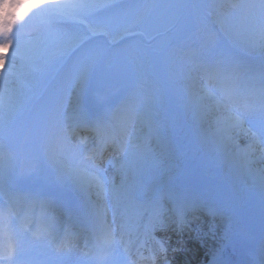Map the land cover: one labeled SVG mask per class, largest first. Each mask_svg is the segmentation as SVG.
I'll use <instances>...</instances> for the list:
<instances>
[{"label": "bare ground", "instance_id": "obj_1", "mask_svg": "<svg viewBox=\"0 0 264 264\" xmlns=\"http://www.w3.org/2000/svg\"><path fill=\"white\" fill-rule=\"evenodd\" d=\"M66 1H68V0H66ZM76 1L77 0H75V2ZM87 1L88 0H80L79 4H82V6L83 5L87 6L88 5ZM114 2H115V0H108L106 2L98 1L95 3L94 7H90L89 9L82 7L81 14L84 17L91 18L92 14L97 9L103 8V12H104L105 16H103V17H94L93 16L92 17L93 22H95V23L105 22L106 16H110L109 22L111 24L117 25V21L115 19H112V17H117V15L121 13V10L119 8H115L113 10H110L108 8V6ZM69 3L72 4L73 2L69 1ZM89 3L92 4L93 2H89ZM0 5H2V4H0ZM5 5H6V3H5ZM5 5L3 7V10L5 8ZM65 5L69 6L67 2H65ZM105 7H107V8H105ZM210 7H212V6L210 5ZM72 8L73 7H71V9ZM154 9H155V4L153 2H146L141 9H136L134 11V16L136 18H138L139 20H143L146 17H148L153 12ZM211 10L214 14H216V10L214 8L213 9L211 8ZM113 13L115 14V16L112 15ZM242 18H248V17H247V15L243 14ZM237 20H239L238 17H237ZM250 22H251V20L249 21V23ZM260 22H261V19H259L257 21L256 20L252 21L250 27H255V26L257 27V26L262 24ZM46 38H49V37H45L41 34H36V35L30 36V38H26V39H22V40L17 39L13 44H11L9 46V48L13 47V49H15V50H20V52L19 51L18 52L20 54V57L23 59H27V60L38 59L40 66L47 65V62H55L56 60H58L60 57V52L67 50L68 45L65 43L62 45H56V43L58 41H61V39L60 38H50V40L55 44V46L53 47V50L46 49V51L44 52L45 49H43L39 52H34L37 48L36 45L38 44V42L39 41L43 42L46 40ZM235 40H238V39H235ZM24 41H25L24 45H21ZM16 43H20L21 46L16 45ZM30 45H33V48H30L29 47ZM240 45L245 48L247 54H252V55H256V56L264 54V30H261L260 32H257V34H254L252 39L246 38L245 40H242L240 42ZM61 57H63V54L61 55ZM0 60H1L0 63L2 64L1 67H4L5 65L8 66V61L5 58H4V60H2V59H0ZM1 67H0V73L2 72ZM30 67H33V66H31L28 63H23L21 61H17L15 66L12 65V70L16 73L23 74L25 72H32L33 70H31ZM126 73H129V71H126ZM32 79H33V75L31 73V77L29 80H32ZM0 80H3L2 77ZM5 83H6V80H5ZM80 84L81 83H79L78 85H80ZM216 86H218L217 82H216ZM77 100L78 99H77L76 95H74L70 100L64 101L63 104L68 103L67 105L70 104V106H72L75 102H77ZM16 103H17V96L12 91V89L10 87H8L7 85H3L2 87L0 86V109H1V111L2 112L7 111L10 106H14ZM259 103H258V105H259ZM227 105L230 106L232 109H234V107H232V104H230L229 102L227 103ZM231 112H233V111H231ZM235 114H237V113H235ZM231 117H232V120L236 119L233 116H231ZM240 121H241V119H240ZM259 123H261L262 128H264V118L263 117H261V122H259ZM242 124H243V121L240 122L241 126H242ZM217 129H219V128L214 127V130H213L210 127L198 126L197 132H198V134L205 136V135H209V134L213 133V131H215ZM124 135H126V134H124ZM215 140H217V139H215V137L211 134V135L205 137V139H203L202 141H200L199 147H198L199 153L206 154L208 152V148H211L212 145L215 144V142H216ZM231 144L232 143L229 141L222 144V149H220L219 152L224 153L223 159L220 160L219 162H215L216 165H214V167H211L212 172L209 171L210 176H213L214 180L216 182H218L219 178H218V175L216 173H220V171L225 170L224 172H225V176L227 178L226 184H221L220 186H217V187H219V190L223 191L224 194H227V192H228V194H227L226 198H224L222 200V204L218 205V207H222L223 204L226 203V201H227L226 199H230V202L227 203V208L232 207V205H233L232 201H233V199H235V195H233V194L231 195V194H229V192L230 191L232 192L235 188H239V189H237L236 196H238L237 198H241L242 201H244V198L241 197V194L243 192L252 194L253 192H255V188L258 185L264 188V155L263 154L258 155L257 150L254 147H249V146L243 145L242 148L237 150V149H233ZM194 146H196V145H194ZM254 158H257V161H259V162H252L251 160H253ZM230 167L232 168L231 174L228 172ZM74 173H75V177H74V180H72L70 182L71 185H74L76 187L78 181H87V183H91V192H97L98 200L101 202H104L103 198L106 196L105 195V188L106 187L103 183L98 182V179L92 178L95 174H97V172L96 173H90V172H88L87 167L82 165V167L77 169ZM140 178H142L141 174L138 176V179H140ZM103 181H104V179H103ZM232 181H236L235 185H231L233 187L230 186V183H232ZM175 183H177V182H175ZM241 185H243V188H241ZM124 187H126V183H124L120 187L112 186L109 194L107 195V197L112 196V197H115L117 199L116 207H117L119 213H121L123 210V209L122 210L119 209V205L122 203V200H121L120 194L118 192L115 193L114 191H116L117 189H120V188H124ZM239 190H240L241 194H240ZM255 197L260 199L261 203L264 204V197L263 196H261L257 193L255 195ZM187 214H185V215L188 218L189 226H192L193 228L202 227V229H199L200 232H203V231L206 232L212 226V222H210L208 220V218L195 220L194 213H192V215H190L189 217ZM161 222L162 221L158 220V222L156 224V228H157V231L163 235V237H164L163 240H166L167 244L175 245L177 248L180 247L181 245L183 247L189 246L191 249L194 250L195 253H197V250L195 247L198 244H197V242H195L196 240H194L193 238L185 239L189 233V226L187 225L188 222L181 221V224L179 227H177L176 221L174 223H171V221H169V219L165 220V222L163 224ZM223 227H224V223H221L217 227L218 233L222 232ZM216 234L212 233L210 235V233L206 232V234H201L200 238H210V240H212V242L217 243L218 239H217ZM215 235H216V237H214ZM208 245H210V243H208ZM184 253L187 254L188 252H184ZM179 255L180 254L176 255L177 260H179V262L177 264H180L181 259L187 260L189 262H193L192 259L195 256V254L191 251H189V256L187 258H179ZM205 256H207V254Z\"/></svg>", "mask_w": 264, "mask_h": 264}, {"label": "rangeland", "instance_id": "obj_2", "mask_svg": "<svg viewBox=\"0 0 264 264\" xmlns=\"http://www.w3.org/2000/svg\"><path fill=\"white\" fill-rule=\"evenodd\" d=\"M39 1L40 2H36V0H34V2L31 3V0H25L24 2H20L17 5V14H16V16H17L18 20H23V18H25V14L27 13V4H32L34 6L35 5L39 6L42 3L41 0H39ZM57 1L58 2L60 1L62 3V7H60L62 10L66 11L71 16H75L76 14H79L80 11H82V7L86 8V9H89L90 7H94L95 3L98 2V1L106 2L108 0H105V1L104 0H88L87 1L88 2L87 6H85V5L82 6V4H79L80 0H77L76 2L74 0L73 4L68 3L69 6L65 5V2H67L66 0H57ZM195 1L197 3H199V4L203 3V0H195ZM89 2H93V3L90 4ZM158 4L159 5L157 6L156 10L152 14V18L151 19H149L148 21H146L145 23H142L140 25H138L137 22H134L133 26H134L135 29H133V30H128V27L130 26V23H131V21H129L128 24L124 28H121V31L123 30V31H125V33H129V34L130 33L131 34L140 33L143 36H146L145 35V33H146L148 38H149V40H152V39L156 40V42H155L156 45L160 44V42L162 40V36H165V35L169 36V38L172 39V40H186L187 39V35L190 32V26H188V21H185V20L181 21V20H182V16H183L184 12L187 9L188 4H186V8L185 9L184 8L180 9L178 11V13L175 14L172 18H169L170 15H171V12L166 10V8L168 6V3L166 1H162L161 0V1H159ZM21 7H25V8H21ZM71 7H73V8L71 9ZM0 16H1V14H0ZM192 17H193V15H192ZM2 19H3V17H2ZM74 22L75 23H80L81 21L76 20ZM184 23H186L185 27H184V29L182 31H180V33H178L177 31L176 32L174 31L171 34H168V31H171V29H174L179 24H184ZM0 28H1V26H0ZM84 29L85 28H81V33L85 32ZM105 31L106 32L103 33V34H105L108 37L110 35H112L113 32H115L112 28H107V29H105ZM69 39L71 41H75L77 39V37L76 36H74L73 38L69 37ZM13 41H14V39L6 37V39L0 40V47L1 46H7L8 47V46H10L11 44L14 43ZM16 45L19 46L20 43H16ZM219 48H220V45H217L215 47V51L217 49H219ZM215 51H213L214 58L216 60H218V61H221L222 60L221 59L222 58V54L221 53H214ZM225 55L231 56V54H229V53H226ZM148 56L151 58V55H148ZM153 59H154L155 62L159 63L158 66L163 65L165 68L170 69V72L173 73V74L174 73H178V75H179L180 72L183 73L184 71H186V67H185V65L183 63L171 62L170 57L168 55L164 56L163 53H160L157 57H155ZM100 60H101V58L98 59V57H97V58L94 59L93 62L91 61V63L93 64L95 61L99 62ZM110 60H111V57H110L109 61ZM107 63L103 64L102 69L100 68V71L97 72V75H100L102 73V70H103L104 67H106ZM11 64H13V62H11ZM95 68H96V65L94 64L92 70H95ZM109 81L116 87V90L119 91V90L122 89L123 84L121 82V79L118 80L114 73L113 74L110 73L106 77L105 83L102 86L107 88L108 87L107 82H109ZM0 86L2 87V85H0ZM74 91H75V89L73 90V92ZM34 92H36V91H33V93L32 92L31 93L34 94ZM216 224L214 225V227H212L208 231V233H210V235L214 232L213 229L216 228L215 227V226H217ZM191 227L192 226H190V228ZM196 230H197V232L191 231L188 234V236H190L189 238L197 239L200 242L201 238L199 237L200 236L199 229H196ZM208 241H209V239H207V238L204 240V242H206L205 243L206 246H207V242ZM204 242L202 241V244Z\"/></svg>", "mask_w": 264, "mask_h": 264}]
</instances>
